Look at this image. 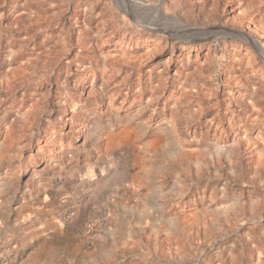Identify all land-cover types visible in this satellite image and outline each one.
Here are the masks:
<instances>
[{
  "label": "rangeland",
  "instance_id": "1",
  "mask_svg": "<svg viewBox=\"0 0 264 264\" xmlns=\"http://www.w3.org/2000/svg\"><path fill=\"white\" fill-rule=\"evenodd\" d=\"M0 264H264V0H0Z\"/></svg>",
  "mask_w": 264,
  "mask_h": 264
}]
</instances>
